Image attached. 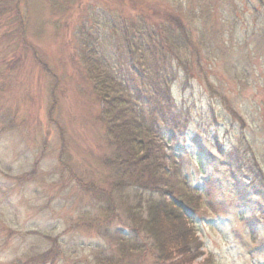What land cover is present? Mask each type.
<instances>
[{
  "label": "rangeland",
  "instance_id": "374dc122",
  "mask_svg": "<svg viewBox=\"0 0 264 264\" xmlns=\"http://www.w3.org/2000/svg\"><path fill=\"white\" fill-rule=\"evenodd\" d=\"M170 17L201 55L172 86L187 141L167 165L203 192L187 264H264V201L210 163L216 139L264 170V0H0V264H170L129 241L150 193L116 187L83 60L96 47L125 75L124 26Z\"/></svg>",
  "mask_w": 264,
  "mask_h": 264
},
{
  "label": "trees",
  "instance_id": "16d2710c",
  "mask_svg": "<svg viewBox=\"0 0 264 264\" xmlns=\"http://www.w3.org/2000/svg\"><path fill=\"white\" fill-rule=\"evenodd\" d=\"M122 32L129 54L127 74L115 73L111 59L100 56L96 47L89 49L83 60L105 105L102 113L107 134L115 145L109 164L116 168V187L136 186L150 193L146 216L131 208L136 237L129 241L142 249L136 238L144 234L152 240L157 259L187 264L193 255L203 254L193 223L203 192L200 187H191L192 181H188L181 165L171 164L174 169L167 165L171 160L178 161L177 153L186 149L187 141L185 134H179L183 112L172 86L179 78V68L187 79L191 78L190 66L200 64L201 55H197L188 27L171 17L156 26L141 20L134 26H124ZM173 140L175 149L171 148ZM214 149L211 165L225 168L233 181L245 182L253 196L263 202L264 170L260 164L245 160L240 152L226 149L216 139ZM175 256L181 259L173 261ZM205 264L212 263L207 259Z\"/></svg>",
  "mask_w": 264,
  "mask_h": 264
}]
</instances>
